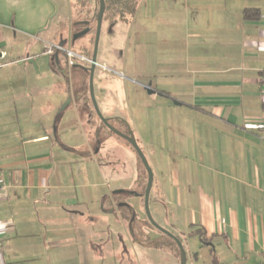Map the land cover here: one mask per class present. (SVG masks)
<instances>
[{
    "label": "crops",
    "instance_id": "1",
    "mask_svg": "<svg viewBox=\"0 0 264 264\" xmlns=\"http://www.w3.org/2000/svg\"><path fill=\"white\" fill-rule=\"evenodd\" d=\"M156 1L159 6L154 3L150 11L149 0H141L136 12L143 20L161 17L162 24L155 19V28L167 29L163 37L156 32L153 57L142 39L146 21L138 25L136 15L128 22L116 21L114 30L117 35L122 32L123 39L129 27L143 33L135 59L138 67L131 68L125 52L119 54L124 55L122 65L145 80L133 87L122 85L123 96H117L112 77L99 74L103 115L130 126L124 107L116 104L122 99L138 108L139 115L136 111L132 116L134 123L138 118L140 132L148 121L155 125L170 121L168 134L154 133L150 141L140 135L147 152L140 147L146 156L155 157L161 174V166L169 165L170 175H159L157 191L179 218H185L190 235L199 238L206 250L203 263L264 264V0ZM247 7L259 8L260 18L246 20ZM57 12L54 0H0L4 258L6 264H137L125 259L123 244L117 249L113 240H99L102 230L95 225L99 216L92 207L98 203L102 214L119 215L115 218H120L124 235L127 231L134 237L123 214L107 206L109 195L99 198L94 191L99 182L82 180L91 177L90 161L103 162L104 143H96L103 129L89 110L87 97L79 94L77 72H67L60 53H55L59 64L50 60L47 73L54 82L48 87V82L44 86L33 78L39 67L26 61L29 54L43 66L33 51L38 42L43 43V52L48 43L62 45L54 40L62 25V21L54 25ZM76 44L89 46L90 39L71 45ZM136 44L129 42L135 53L128 55L133 59ZM102 58L101 65H111L112 59L115 63L107 55ZM111 67L122 72L116 63ZM139 90L149 91L144 102L136 98ZM150 100L155 106L146 104ZM146 107L152 109L150 120L141 118ZM166 109L173 118L159 116ZM201 228L204 242L198 233ZM135 242L146 246L140 239ZM200 253V249L192 252L196 263Z\"/></svg>",
    "mask_w": 264,
    "mask_h": 264
},
{
    "label": "rangeland",
    "instance_id": "2",
    "mask_svg": "<svg viewBox=\"0 0 264 264\" xmlns=\"http://www.w3.org/2000/svg\"><path fill=\"white\" fill-rule=\"evenodd\" d=\"M55 1V6L57 7L58 10V15L54 18V25L57 26V23L59 21L61 22L60 28V36L59 38H55L54 40L58 41L59 43H62L64 46V49H71L75 52H78L77 50V44L75 46H72L70 44V40L74 38L75 33L73 34L76 22L81 19H85L87 16H91L93 14L98 13L99 10V4L97 3V0H54ZM78 5V8L80 9L79 14H75L76 6L74 3ZM161 2V0H159ZM158 6V2L156 0H149L148 4L150 6V11H151V6L154 8L156 5ZM162 4H166V0L162 2ZM143 9H145L144 3H143ZM153 12L155 10L152 9ZM72 12L73 18H72ZM144 12V10H143ZM152 12V14H153ZM78 13V12H77ZM151 14V15H152ZM94 17V16H93ZM143 16L141 14H137L135 21L138 23V25H142L144 21L146 26H147V31L145 34V39L144 37L142 38L143 33L139 31V28L132 29L129 27L128 31L127 29H123V32H126L125 39H123V36H120L122 32H120L119 35L115 32V25L116 21H109V20H104L102 24V30H101V35H100V43H99V51H98V56L97 59L98 61V66L96 68V75L94 78V88H95V97L96 101L100 107V110L102 111L103 114H105L106 110L103 109L102 107V102L100 101L99 97V85H98V77L99 74H105L108 77H112V83L111 85H114L117 87L119 90L117 96H123L122 90V85H128L129 87H133V85H141L144 82L143 77H138V76H133L131 71L129 70L130 68L122 65L123 63V57L121 54H119L122 50L123 54L124 52L127 54V58L131 60L129 63L133 65V67H138L137 65V57H138V51L140 46H142V41L146 40V49L148 53H150V57H153L154 55V45H155V37H156V32L158 34H161L163 37V33L167 32L164 31V28H160L159 30L155 28V19H159V24H162L161 17L155 18L154 16H150L143 20ZM164 23V20H163ZM55 26V27H56ZM115 27V28H114ZM79 26L78 29L79 30ZM76 30V31H77ZM73 31V32H72ZM143 32H145L143 30ZM169 36V35H168ZM89 39L92 37V35H87ZM85 37L78 38L76 42L79 40H82ZM127 38V40H126ZM128 43L127 46L124 45L125 42ZM136 41V56L134 55L133 57H129L128 54L130 53H135L134 50L129 48V42L134 43ZM141 42V45H139L138 42ZM91 48V44H89ZM33 51L39 53V56L37 57L40 58L44 63L43 66L38 63L39 67V72L36 73L33 78L38 79L41 84L44 86H48L50 83L51 85L54 82L53 77H49V70L51 67L49 65L51 56L46 54V52H43V43L38 42L37 44L34 45ZM43 52V53H42ZM102 55L106 57V55L112 59L114 58L115 63L117 65V68L121 69L122 72L115 70L114 68L111 67L112 64H115L112 59V61H109L108 64L111 65H106L108 69H113L116 71V73H113L109 70H106L101 67V61L103 60ZM122 58V61H121ZM60 62L66 68V71L69 73L72 71V68L69 66L67 63L65 53L60 52ZM15 66H12L10 69H15ZM45 69V72L43 71ZM48 70V71H47ZM48 72V73H47ZM47 73V74H46ZM51 76V73H50ZM132 77L134 78V81H132ZM15 77H10V80H12ZM19 78V77H18ZM20 83H24L26 80L22 76L19 78ZM48 82V84H47ZM49 84L48 87L51 85ZM149 93L146 92L145 90H139L137 93L136 98H138V102H144L146 99V94ZM133 95V93H132ZM132 98V97H131ZM116 103V101H115ZM132 104L129 105L128 103H124L122 99L119 100L118 104L119 106H122L121 109H125L127 112V119L131 122L130 128L134 134V136L137 139V142L139 145H142L144 148V151L147 152L145 149L144 142L142 141L140 135H143L144 138L150 139L154 137V133H169L172 131V123L170 121H166V123H160V124H154L153 121H148L147 124L144 123V128H141V132L138 129V118L137 122L133 121V112L138 113L139 111L138 108L135 109V106L133 102ZM102 104V105H101ZM147 105H153L155 106V102L151 101L146 103ZM143 110V116L141 117L144 119L145 117L151 118V112L152 109L149 107H146L141 109ZM13 111V110H12ZM169 109H166V111L161 112L159 116H163L164 118H173V113H169ZM15 113V111H14ZM136 113V114H137ZM95 117L97 118V115L94 114ZM132 116V117H131ZM138 117V116H137ZM138 124V125H137ZM157 127L161 129V131L157 130ZM87 130V128H85ZM89 131H91L89 129ZM85 134V133H84ZM94 135V134H93ZM110 138H107L103 141L104 147L102 150V156L104 157L103 162L97 163V162H92L90 161L87 165L88 168L91 169V177L90 179L82 178L84 182L86 181H91V182H99L100 186L95 188L94 191H97L99 198H102V196H105L106 194L109 195L107 201V206L113 207L115 212L117 214L120 213H126V211H122V206H118V202H126L125 204L131 206L134 211L136 218L138 219L137 223L135 224V230L133 231L134 233L137 234V238L140 239L142 242L144 241L143 238H145L147 235L151 237L152 239H158L159 243L160 241L163 242V247L158 248V247H147V246H138L137 242H135L131 236L128 237L127 231H125L124 235V229L120 226L122 222L120 221V218L117 219L115 218L116 216H112L110 214H102L101 212V205L98 204H93L92 207L94 208V212H96L99 216L97 219V224L96 227L98 230H102L100 235H99V240L102 238H107L110 240V242L113 240V245H115L118 249L119 246H122V244L126 247V251L124 252V257L126 260H135V263L137 264H180L179 261L180 259L177 258L176 253H177V248L176 245L168 238L166 234L161 232L159 229L155 228L150 224V222L147 219L146 216V211H145V204H144V195L142 194L144 192V185L147 184V179H146V171L144 169L143 163L140 161V158L138 156V153L134 149V147L129 143L125 138L113 134L109 136ZM148 154V153H146ZM147 159L149 161L150 166L152 167L153 171V185L151 188L150 192V197H149V209L151 212L152 217L154 220L162 226L164 229L168 230L175 236H177L183 243L184 248L186 250L187 254V264H204L203 263V255H205L206 250L205 248L201 247V242L197 236H192L190 235V228L186 224L185 218L183 220L177 216L178 214L176 211L173 209V206L169 204L165 198V196H161L160 193H158V178L159 175L163 176H169L168 172H170V167L168 164H164L161 166L162 169V174L161 170L159 169L158 163L156 162V159L154 156H150L149 154L147 155ZM97 163V164H94ZM120 191H124V193H121ZM120 194V195H118ZM114 201V206L111 205V202ZM110 208H106V210H109ZM103 219H102V218ZM112 229L113 231L109 230ZM108 229V230H107ZM140 230V232H136L137 230ZM103 230H105V233H103ZM127 230V228H126ZM144 234V235H143ZM124 238V239H123ZM199 242L200 245L197 243ZM196 243V245H194ZM162 245V244H161ZM112 248V247H110ZM200 249V259L201 261L197 262L193 260L192 258V252L193 250ZM113 251L110 249L109 253H112Z\"/></svg>",
    "mask_w": 264,
    "mask_h": 264
},
{
    "label": "trees",
    "instance_id": "3",
    "mask_svg": "<svg viewBox=\"0 0 264 264\" xmlns=\"http://www.w3.org/2000/svg\"><path fill=\"white\" fill-rule=\"evenodd\" d=\"M140 1L141 0H105L106 11L104 14V20L121 21V22L130 21L136 15ZM97 3L99 4V0H97ZM74 4L77 5L76 2ZM79 12H80V9L78 8V5H77L76 10H75L76 16H77V14H79ZM260 16H261V12H260V9L257 7H247L244 10V18L246 20H258L260 18ZM104 20H103V22H104ZM83 23H85V25L87 27L91 28L90 31L86 35L83 36V37H87V35H90V34L92 35V37L90 38L91 48H90V46H83L82 45V46H79L77 48V50H78V53H80L82 55L92 57L94 40H95V29H96V23H97L96 13L89 16V17L87 16L85 19L78 20L76 22L77 27H75V29L77 30L78 26L82 27ZM75 43H76V41L72 42L71 44H75ZM97 61H99V60L97 59ZM52 64H53V62H52ZM71 68L73 69V71L75 73L81 72L83 77H81V76L78 77L79 80L77 82V85H79L78 88H79V90H81L79 92V94L81 97H82V95H85L87 97V101H89V110H91L92 113L96 114V112L94 110V106L92 104V100H91V96H90V90H89V83H88V74H89L88 71H89V69L86 66L84 68H80L79 66H73ZM68 85H69V81H68ZM97 120H99V126L103 129V133H102V131H99L100 135L98 137H96L97 145L101 146L103 144V141L107 138V136H111L115 133L113 131H111L98 118V116H97ZM110 122L116 128H118L121 131H123V132L128 131V124L122 122L120 119H111L110 118ZM140 161H141V159H140ZM144 169H145V167H144ZM145 171H146V169H145ZM146 176H147L146 179H148L147 171H146ZM146 186H147V184L144 185V192L142 193L143 195L145 193ZM118 195H120V194H118ZM121 206L123 209L122 211L123 212L126 211V213H122L124 218L126 220H128L129 225H130V222H132L131 223L132 228L135 227V224L137 223L138 219L136 218L134 209L127 204H123ZM198 233H199L201 241L204 242L206 240L205 239V234H206L205 230L203 228H201L198 230ZM133 237H134V241L138 240L137 235L136 236L133 235ZM168 238H170V240L176 245V248H177L176 256H177V258L180 259V253H179V248L177 246V243L171 237L168 236ZM143 240H144L143 242L140 240L141 243H143L147 247H158V248L163 247V242L160 241V243H159L158 239H152L148 235L145 238H143Z\"/></svg>",
    "mask_w": 264,
    "mask_h": 264
},
{
    "label": "water",
    "instance_id": "4",
    "mask_svg": "<svg viewBox=\"0 0 264 264\" xmlns=\"http://www.w3.org/2000/svg\"><path fill=\"white\" fill-rule=\"evenodd\" d=\"M106 11V2L105 0H99V10L97 13V25H96V32H95V40H94V47H93V55L91 58V67L89 68V90H90V96H91V100H92V104L94 106V110L98 116V118L111 130L113 131L116 135H119L123 138H125L129 143H131V145L134 147V149L136 150V152L138 153L139 158L141 159L146 171H147V175H148V179H147V186L145 189V193H144V204H145V211H146V216L148 218V220L150 221V223L156 227L157 229H159L161 232H163L164 234L168 235L169 237H171L176 243L177 246L179 248V253H180V264H187V254H186V250L184 248V245L182 243V241L175 236L174 234H172L171 232H169L168 230L164 229L162 226H160L152 217L150 209H149V197H150V192H151V188L153 185V171H152V167L149 164V161L147 159V156L145 155L144 151L142 150V148L140 147V145L137 142L136 137L134 136L130 126H128V131L127 132H123L121 130H119L118 128H116L111 122H110V118L105 117L102 113V111L100 110V107L96 101V97H95V88H94V75H95V70H96V66L98 65L97 62V56H98V51H99V43H100V35H101V30H102V24H103V20H104V14ZM90 27L84 29L81 32L75 33L74 38H72V42L76 41L78 38L83 37L84 35H86L89 31H90ZM1 57V55H0ZM26 61L29 64H32L36 69H38V63L37 60L35 59V57L30 56L29 54L26 57ZM59 57L58 54H55L53 57H51V63L53 62L54 64L57 63L59 64ZM53 65V64H52ZM1 67L0 66V72H1ZM70 101V98H69ZM121 193H124V191H120Z\"/></svg>",
    "mask_w": 264,
    "mask_h": 264
},
{
    "label": "built area",
    "instance_id": "5",
    "mask_svg": "<svg viewBox=\"0 0 264 264\" xmlns=\"http://www.w3.org/2000/svg\"><path fill=\"white\" fill-rule=\"evenodd\" d=\"M45 52L51 57H53L55 53H60V52L65 53V57L69 65H72L74 62L87 60L85 55H82L71 49H64V46L61 44L48 43L46 45ZM101 67L104 69L107 68L105 65H101ZM2 188L3 186L0 184V193H1ZM0 264H6V261L4 258V252H3L1 245H0Z\"/></svg>",
    "mask_w": 264,
    "mask_h": 264
},
{
    "label": "flooded vegetation",
    "instance_id": "6",
    "mask_svg": "<svg viewBox=\"0 0 264 264\" xmlns=\"http://www.w3.org/2000/svg\"><path fill=\"white\" fill-rule=\"evenodd\" d=\"M84 22V21H83ZM96 25H97V23H96ZM86 28H88L86 25H85V23H83V26L82 27H80L79 28V30H77V31H74L73 32V34L74 33H78V32H81V31H83L84 29H86ZM95 32H96V29H95ZM91 58L92 57H88V56H86V59L87 60H85V61H78V62H74L72 65H69L70 67H73V66H79L80 68H84L85 66L89 69L90 67H91ZM98 62V61H97ZM67 63H68V61H67ZM69 64V63H68ZM99 64V63H98ZM98 66V65H97ZM97 66H96V68H97ZM96 71V70H95ZM89 72V71H88ZM77 75H78V77H83L82 76V74H81V72H77ZM89 76H90V73L88 74V83H89ZM95 76V75H94ZM72 77V76H71ZM79 79V78H78ZM126 202H118V206L120 207L121 205H123V204H125ZM150 222V221H149ZM131 223L132 222H130V225H129V231L134 235L135 233L133 232L134 230H135V228L133 227H131ZM153 226V225H152ZM154 227V226H153ZM156 228V227H155ZM168 236V235H167Z\"/></svg>",
    "mask_w": 264,
    "mask_h": 264
}]
</instances>
